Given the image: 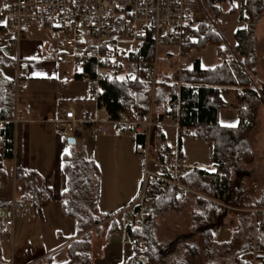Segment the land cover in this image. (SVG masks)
Segmentation results:
<instances>
[{"label":"trees","instance_id":"1","mask_svg":"<svg viewBox=\"0 0 264 264\" xmlns=\"http://www.w3.org/2000/svg\"><path fill=\"white\" fill-rule=\"evenodd\" d=\"M234 0H202L205 10L217 17L221 12V5L231 4ZM234 11L231 6L229 13ZM264 11V0H240L237 10L238 17L245 22L244 27L233 32L234 50L240 56L239 60L226 58L224 49L221 48V38L209 24L200 22L195 27L185 29L187 42L182 46V52L191 49L201 50L207 44L216 47L218 63L211 68L201 69L195 59L191 68H182L171 84L155 79L153 90L145 80L144 71L152 58V44L148 36L142 41L138 52L128 57L134 64L145 62L139 66L132 78L118 75L113 80L99 81L100 95L98 106L103 105L109 119L118 122L116 131L123 130L121 120L127 110L141 107L148 108L157 120L163 114L177 117L180 128L192 130L193 134L201 141L212 144V162L214 170L211 172L191 168L183 173L180 182L192 189L195 193H185L182 198L174 196V187L166 185L160 188L153 185L151 189V202L148 216L143 223L142 232L134 231L141 235L146 250L139 251L133 247L134 253L125 264H187L186 258L192 257L197 250L196 243H189L190 233H183L163 242L158 241L154 235L153 226L155 216L163 210H176L188 200L192 202L190 213L194 228L198 230L205 255L210 259L206 264H216L211 261L213 254L227 256L230 264H252V250L264 249V231L256 228L253 232L255 219H263L262 212H236L234 231L238 241L218 243L216 233L222 225V220L227 215L223 205L242 208H264V187L254 201L244 196L242 180L247 175V165L252 158L251 150L246 141L247 133L254 124L257 106L259 103L258 92L251 87L247 72L254 74L256 55L254 52L253 30L256 21ZM9 64L0 59V65ZM84 70L92 73V62L85 65ZM76 78H81L76 75ZM178 81L177 94H172V86ZM218 86L242 87L241 93L236 96L237 124L235 126H222L218 123L219 108L224 106V101L219 96ZM11 88L12 83L0 73V146L2 157L11 158L13 143V96L5 92ZM85 124H83L84 126ZM156 139H161L158 127H153ZM138 141L142 136L135 133ZM167 149H161L166 152ZM159 157L161 158V154ZM62 170L65 176V188L61 194V210L75 225L77 238L71 240L65 248L67 261L63 264H90L89 247L90 234L98 229L99 218L96 216V201L99 186V171L91 159L84 157L75 145L69 146V152L62 157ZM34 174L22 169L15 170V178L25 182V196L31 204L35 214L40 213L39 202L41 194L34 189ZM203 194V195H202ZM198 223V225H197ZM192 224V227H193ZM116 228L112 222L108 230ZM0 224V240L5 236ZM239 244V245H238ZM184 248L181 252L179 248ZM144 255L146 261L138 259ZM6 264V262H5ZM35 264H50L45 258Z\"/></svg>","mask_w":264,"mask_h":264},{"label":"crops","instance_id":"2","mask_svg":"<svg viewBox=\"0 0 264 264\" xmlns=\"http://www.w3.org/2000/svg\"><path fill=\"white\" fill-rule=\"evenodd\" d=\"M3 1L5 2V0ZM1 16L0 25L3 22L2 13ZM45 26L43 23L36 22L20 40L17 47L9 49H5L3 45L0 47V59L9 63L0 65V73L12 83V87L5 88V92L11 93L13 96L12 152L11 158H4L0 146V178L6 177L4 166L9 164L11 166L9 169L10 178L13 180V184L17 183V186L22 189L23 182L16 180L15 170L31 171L34 174V189L41 194V198L38 200L39 214L34 213L26 198L12 196L7 202L0 205H9L12 200L21 201L23 204L22 214L14 218L11 231L5 230L7 236H5V241L1 242V250L5 249L2 246L6 242L17 245L21 250V245L27 241L31 218L36 217L41 221L46 218L51 220L50 224L56 230L54 242H48L46 238L43 250L39 255L30 256L31 258L28 256L24 260L22 255L17 264H35L47 257L50 264H63L67 261L65 248L78 235L75 234L73 220L61 210V194L65 188L62 157L68 154L70 145H75L85 158L94 162L99 171L96 201V216L99 218V223L98 229L90 234L88 251L90 264H123L133 256L132 248L134 246L129 245L127 239L129 224L125 225L123 222V225L118 224L114 230H108L107 227L111 218H115L133 205L139 190L140 182L138 184L137 171L139 172L140 161L142 171V159L135 151V144L138 142L134 135L136 132L126 123H121L123 130L116 131V126L119 123L109 119L105 110L99 108L89 98L86 83L82 77L76 78V75L80 77L78 69L71 60L62 58L66 52L59 46L51 28L46 26L51 30L50 33L46 31ZM176 52L179 53L176 57L179 59L190 51L182 52L180 49ZM195 59L201 69L211 68L202 67L199 57L194 55L189 66L185 67L179 63L181 64L180 69L191 68ZM16 66L24 70V77L21 79L25 83L24 88L20 86L14 88ZM177 71L179 70L177 69ZM158 74L163 76L160 77L161 81L171 84L168 81L169 77H166L168 73L158 68ZM217 88L219 96L224 102H226L225 98L228 99L231 96L235 98L234 104H236L237 94L243 90L238 86H218ZM64 104H71L78 117L86 114L89 118H95L103 127L105 124L111 125L113 130L106 132L104 127L102 133L92 134L89 132L90 124L86 123L82 126L80 133L76 137H72L74 141L69 143L66 140L67 137L54 125L56 112ZM149 104L151 106V103ZM221 109H224V106L219 108L218 123L222 126H235L238 121L237 114L234 125L221 123ZM156 121H159V118ZM155 126L158 127L162 138L156 139L153 132L150 141L154 150L176 151L184 159L187 166L186 171L193 167L208 172L214 170L211 142L201 141L193 134L192 130L180 128L175 123L156 124ZM167 127L175 129V142H169L166 138L165 128ZM180 129L183 130V134H179ZM192 144L195 145V148L191 149L190 145ZM200 148L201 152H206L205 158L200 153ZM57 223L66 225L64 228L67 229V232L64 235L55 227ZM255 229L253 225V232ZM100 232H103L102 235L95 239L100 235ZM227 240L228 233L226 234L225 226L222 224L216 233V241L223 243ZM24 249L29 250L27 245L24 246Z\"/></svg>","mask_w":264,"mask_h":264},{"label":"built area","instance_id":"3","mask_svg":"<svg viewBox=\"0 0 264 264\" xmlns=\"http://www.w3.org/2000/svg\"><path fill=\"white\" fill-rule=\"evenodd\" d=\"M204 13L202 0H5L0 31L7 35L3 47L9 49L17 47L34 23L40 22L51 28L59 46L66 52L62 58L74 63L86 83L89 98L98 106L101 79L109 81L118 75L133 77L138 67L145 65V62L136 65L128 59L138 52L145 36L152 44V58L146 66L144 77L152 92L158 74L160 49H166L163 61L171 64V59L179 53L167 49L180 51L188 40L185 29L190 27L197 14ZM89 62H92L91 74L84 70ZM22 77L24 70L16 66L15 89L25 87ZM179 85L176 83L172 86V94L178 93ZM98 107L104 109L103 105ZM124 115L121 123L129 124L142 136V140L135 144V151L142 159V171L132 206L138 224L143 225L148 216L153 185L160 188L173 186L177 199L185 193L195 192L179 180L186 172L184 159L176 151L160 153L149 144L150 131L156 124H177V117L163 114L156 121L150 104L146 110L137 107L125 111ZM86 123L90 124L89 132L92 134L104 131L95 118H89L86 114L78 117L71 104L60 106L54 120L55 127L66 137H76ZM179 134H183L182 129ZM258 210L252 209V212L264 214V208ZM22 211L21 201L12 200L9 205L0 206L2 228L11 231L14 218ZM261 227L264 231V216L262 221L254 220V229ZM128 244L141 252L146 250L140 234L130 233ZM252 258L253 264H264V249H253Z\"/></svg>","mask_w":264,"mask_h":264},{"label":"rangeland","instance_id":"4","mask_svg":"<svg viewBox=\"0 0 264 264\" xmlns=\"http://www.w3.org/2000/svg\"><path fill=\"white\" fill-rule=\"evenodd\" d=\"M3 4L4 1L0 0V22L2 21L1 13H2ZM231 6L234 7V11L229 13L228 10ZM239 6H240V0H234L231 4H223L220 7L221 12L217 17H214L211 14V12H209L208 10H205L204 14H197L190 23V27H195L200 22L209 24L210 27L221 38L220 46L221 48L224 49L226 58H233L236 60H239L240 56L234 50L233 32L238 28L244 27L245 25V22L241 20L237 15V10ZM45 29L47 32L51 33V30L48 27H46ZM252 35H253L252 37H253L256 61L254 65V74L252 75L249 72H247V74L251 82V87L258 92L259 103L256 110L254 124L246 136V141L251 150L252 158L250 163L246 167L247 175L242 180V190L244 192L243 194L244 196H248L250 201H254V199L258 197V194L261 191V189L264 187V57H263L264 14L263 12L256 21ZM5 39H6V35L0 31V47H2ZM165 50H166L165 48L160 49V55L157 61V70L159 68V70L168 73L166 77H169L168 81L170 83H172V81L175 80L174 77L177 78V74L179 73L177 69L180 70L179 66H181V64L179 63H182L183 66L185 67L189 66L194 55H197L199 57V62L202 67H212L216 63H218L216 47L213 44H207L199 51H196L195 49H191L189 50L190 52L188 51L189 53L186 56L184 55L179 59L172 58L171 64H167L166 62L163 61L164 58L163 53L165 52ZM167 50L173 53H177L176 49L173 48H169ZM157 77H159V79L161 80L162 78L160 77L163 76L157 74ZM234 99L235 98L231 96L228 99L225 98L226 102H224V109L220 110L221 123H227L232 125L235 124L236 104L233 103ZM104 127L106 128V132L111 131V129L113 130V127L109 124H105ZM165 132H166V138L169 140V142H175V138H176L175 129L171 127H167L165 128ZM152 137H153V130L150 131L149 134L150 145H151L150 140L152 139ZM188 139L191 140V138ZM190 146L191 149L195 148L194 144ZM133 152L135 153L134 150ZM200 153L204 158L207 155L205 151L201 152V148H200ZM135 155L137 154L135 153ZM10 168L11 166L9 164L8 165L6 164L4 166L6 177L3 176L2 178H0V205L7 202V200L10 199L12 196H15L16 198L18 197L26 198V196L24 195L25 194L24 192L26 191V185H25L26 183L23 182L22 189L21 187L17 186L18 185L17 183L13 184V180L10 178V172H9ZM137 177L139 184L141 180V161L139 162V172L137 171ZM190 201L189 199L185 200L182 206H180L176 210L160 211L154 217L155 218V223L153 226L154 235L158 241L165 242L170 238H174L180 234L190 233V239L188 240V242L196 243L197 250L195 251V254L192 257L186 258V263L206 264V262H208V260L210 259L205 255L198 230L194 228V224L192 221V213H190V209H189L190 206L192 205V202ZM133 206H131L129 209L125 210L124 212L120 213L115 218H111L112 220L108 222L107 228H109L112 222H114L116 228L118 224L123 225V222L125 225L129 224L127 226L129 232L127 233V239L130 233L134 232L135 230L138 232L139 231L142 232L143 225L138 224V218L137 216L134 215L135 208ZM223 207H225L227 210V215H225V217L222 220V224H224L225 226V232L226 234L228 233V240L225 242L231 241V239L233 241L236 240L239 242V240L237 239V237H235V235H233V237L231 238L234 231L236 212H252V209H242V208L239 209L227 205H223ZM40 221L41 220H38L36 217L31 218L29 231L27 233V241L21 245L22 251L19 250L17 245H14L13 243L10 244L9 242H6L5 245L2 246L5 249H3V251L1 250V242H4L5 236H7V232L4 230L5 236L0 240V264H5V262L6 264H17L18 259L21 260L22 255H23V260L28 256L33 257L39 255L43 250V246L45 245L46 238L48 239V242L49 241L54 242L56 230L53 229L52 225L50 224L51 220L43 218V221L41 222ZM55 227H57V229L60 232H62L63 235L67 232V229L64 228L66 227L65 224L61 225V223H57ZM101 233L103 232H100V235L95 239H98L102 235ZM218 243H222V242H218ZM26 245L27 248L29 249L28 251L26 249L23 250L24 246ZM183 249L180 247L177 251L181 252L183 251ZM133 251L134 249L132 248V252ZM28 253L30 254L27 255ZM228 258L227 256L219 255L217 251L216 254L215 253L213 254L211 261L216 264H230ZM138 259H142L143 261H146L144 255H139ZM123 264H125V262ZM146 264L149 263L146 262ZM252 264H253V260H252Z\"/></svg>","mask_w":264,"mask_h":264},{"label":"water","instance_id":"5","mask_svg":"<svg viewBox=\"0 0 264 264\" xmlns=\"http://www.w3.org/2000/svg\"><path fill=\"white\" fill-rule=\"evenodd\" d=\"M263 57H264V53H263ZM66 140L69 142V143H72L74 140L72 137H67Z\"/></svg>","mask_w":264,"mask_h":264}]
</instances>
